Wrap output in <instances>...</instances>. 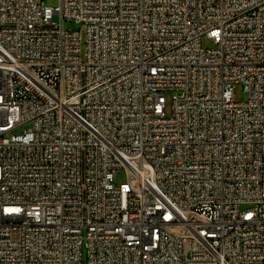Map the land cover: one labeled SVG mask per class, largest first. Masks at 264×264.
Segmentation results:
<instances>
[{
    "label": "built area",
    "instance_id": "2783aa9c",
    "mask_svg": "<svg viewBox=\"0 0 264 264\" xmlns=\"http://www.w3.org/2000/svg\"><path fill=\"white\" fill-rule=\"evenodd\" d=\"M0 264H264V0H0Z\"/></svg>",
    "mask_w": 264,
    "mask_h": 264
},
{
    "label": "rangeland",
    "instance_id": "374dc122",
    "mask_svg": "<svg viewBox=\"0 0 264 264\" xmlns=\"http://www.w3.org/2000/svg\"><path fill=\"white\" fill-rule=\"evenodd\" d=\"M44 3L50 5V6H56L58 3V0H44ZM54 20H58L57 16H54ZM64 28L68 30H79L81 32V47H84V39H85V32L82 27L81 23L75 22L73 20H65L64 23ZM213 45V42L210 39H207L206 37L202 38V46L203 47H211ZM175 93V91H166L165 96H166V105L167 109L170 108L171 106V99L172 95ZM248 97L247 92L243 89V86L241 83H236L234 84V100L235 101H244ZM30 125L25 124L20 126L19 128L16 129V131L21 132L24 129L28 128ZM127 180V173L125 169H120L116 173V184L119 185L122 182H125Z\"/></svg>",
    "mask_w": 264,
    "mask_h": 264
}]
</instances>
